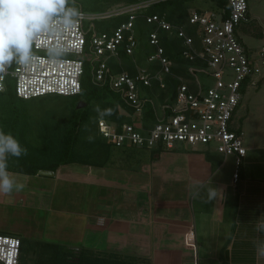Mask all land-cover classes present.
I'll use <instances>...</instances> for the list:
<instances>
[{
	"label": "crops",
	"instance_id": "1",
	"mask_svg": "<svg viewBox=\"0 0 264 264\" xmlns=\"http://www.w3.org/2000/svg\"><path fill=\"white\" fill-rule=\"evenodd\" d=\"M243 99L237 181L233 156L187 144L110 146L102 160L61 163L53 175L0 169V232L32 258L54 244L122 264H264V127L238 114Z\"/></svg>",
	"mask_w": 264,
	"mask_h": 264
},
{
	"label": "built area",
	"instance_id": "2",
	"mask_svg": "<svg viewBox=\"0 0 264 264\" xmlns=\"http://www.w3.org/2000/svg\"><path fill=\"white\" fill-rule=\"evenodd\" d=\"M35 1L53 13L33 18L11 41H0L7 47L0 49V92L11 83L22 99L77 95L87 59L93 83L107 84L133 110L131 122L119 128L104 118L97 120L99 134L111 145L150 149L203 145L233 156L237 181L246 147L236 113L245 87L256 85L264 74V44L251 49L239 33L251 19L248 0L189 9L183 25L171 23L164 14L143 12L159 0L123 1L102 11L61 9ZM120 16L125 19L109 29L96 26ZM137 20L153 27L146 36L151 51L144 64L134 57L139 46ZM162 32L181 40L180 55L187 62L183 72L172 73L174 62L165 55ZM120 49L131 57L132 71L120 62L119 70H112L108 60L119 59ZM167 75L176 81L174 99L159 103L156 122L145 126V103L154 100L145 95V88L153 82L158 89L165 88ZM184 243L195 249L192 231L185 234ZM21 246L18 236L0 232V264H22Z\"/></svg>",
	"mask_w": 264,
	"mask_h": 264
},
{
	"label": "trees",
	"instance_id": "3",
	"mask_svg": "<svg viewBox=\"0 0 264 264\" xmlns=\"http://www.w3.org/2000/svg\"><path fill=\"white\" fill-rule=\"evenodd\" d=\"M55 7L68 10L82 8L85 11H99L102 5L119 1L133 2L136 0H88L78 2V0H44ZM191 0H159L149 8L143 10L145 13L164 14L166 19L173 24L183 25L187 21L188 3ZM216 4L225 5L226 0H213ZM37 3L34 10L30 3ZM53 12L44 8L35 0H0V31L9 28L15 37L23 30L27 23L33 18L50 15ZM36 14H40L36 16ZM125 19L124 16L113 17L105 21L96 22L99 28L103 22L109 29L118 25ZM153 29L152 26L141 30L138 35L139 46L134 53L138 63L143 64L144 57L151 49H142L144 41H147L146 34ZM161 45L164 47L165 55L170 58L174 65L172 73L183 72V66L187 62L181 57V40L175 35L161 33ZM143 57V58H142ZM120 58L125 60L123 67L132 71L131 57L126 56L120 49ZM113 71L119 70L117 63H110ZM165 88L158 89L157 82H153L151 87L145 88V95L152 97L153 102H146L143 111V121L145 126H152L156 122V106L164 101L172 102L175 94L176 81L167 75L164 77ZM55 95V94H54ZM62 96V95H57ZM74 97L71 109L66 122L58 127L51 120L46 119L38 124L39 144L29 141L28 135L33 131V121L29 113V100L22 99L15 94L11 83L7 84L6 89L0 92V150L5 151V157L0 162V169L35 174L41 169L55 171L61 163L82 162L88 163L91 160L77 156L74 151L77 138L83 129V125L90 118L95 116V122L89 124L86 131L88 133L97 127V120L104 118L116 123L121 127L123 123L131 122L132 108L129 107L120 95L111 90L107 84L96 85L92 81L90 63L87 59L83 62V74L81 76V91ZM79 103H84L77 108ZM105 139V138H104ZM111 145L102 143L101 155L109 151ZM163 146L152 148V150H162ZM103 158V157H102ZM102 160V159H100ZM43 252H49V264H122L120 261H112L108 258L86 255L73 249H63L54 244H45ZM21 259L25 257L28 249L24 248L22 242ZM23 264V262H22Z\"/></svg>",
	"mask_w": 264,
	"mask_h": 264
},
{
	"label": "rangeland",
	"instance_id": "4",
	"mask_svg": "<svg viewBox=\"0 0 264 264\" xmlns=\"http://www.w3.org/2000/svg\"><path fill=\"white\" fill-rule=\"evenodd\" d=\"M88 0H78V2H87ZM123 2V1H119ZM118 3V2H115ZM115 3H108L102 5L103 9L99 10L102 11L106 9L108 6L115 4ZM215 5L213 0H191L188 3V7L190 9L193 8H205L210 9ZM30 6L36 10L37 3L34 4L33 2L30 3ZM248 14L250 16V21L248 23H243L239 28V33L245 42V44L251 49H257L261 45L264 44V0H248ZM40 14H36L38 16ZM105 21V20H101ZM106 22H103L100 25V29L106 27ZM148 27L147 24L142 23L140 20L136 22V31L137 36L141 33V30H144ZM147 36V34H146ZM14 38L12 32L9 28H5L3 31H0V41H11ZM150 46L148 45L147 41H144V47L142 49H148ZM0 49H7V47H1ZM143 58V57H142ZM109 63H118L121 64L125 63V60L122 58L115 59L110 58L108 60ZM145 61L143 60V64ZM199 78L203 79L204 75L199 73ZM264 78V74H263ZM258 84V83H257ZM251 85L246 88V93L243 96V107L239 110L238 114H248L249 112V123L251 128L256 123H262L264 127V81L259 86L260 89L256 91L258 86ZM74 97L71 96H57V95H46L41 97H36L34 99L29 100V113L31 115V119L33 121V131L31 134L28 135V139L33 144H39V135H38V124L42 121L49 119L58 127L62 126L66 120L68 119V115L71 109V103ZM248 109V111L246 110ZM251 114V115H250ZM95 122V116L90 118L86 121L83 125V129L81 130L76 144L74 146V151L78 157L83 159H89L91 161H99L102 159L101 150H102V143L105 140L98 131V128L95 127L94 131L91 130L90 133L86 131L89 124H93ZM242 122V120H241ZM239 123L245 128L246 131V124L244 122ZM253 133V130H252ZM201 147H205L200 145ZM23 264H49V252L42 250L39 251L37 255H34L33 258L30 257V251L26 252L25 257L22 259Z\"/></svg>",
	"mask_w": 264,
	"mask_h": 264
},
{
	"label": "water",
	"instance_id": "5",
	"mask_svg": "<svg viewBox=\"0 0 264 264\" xmlns=\"http://www.w3.org/2000/svg\"><path fill=\"white\" fill-rule=\"evenodd\" d=\"M84 105V103H79L77 105V108H80ZM39 174H42V175H53V171L52 170H46V169H41L38 171Z\"/></svg>",
	"mask_w": 264,
	"mask_h": 264
}]
</instances>
